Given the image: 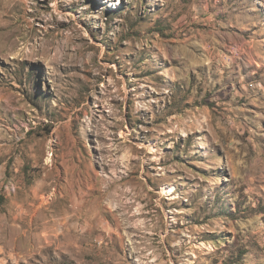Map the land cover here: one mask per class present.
Returning a JSON list of instances; mask_svg holds the SVG:
<instances>
[{
    "label": "rangeland",
    "instance_id": "rangeland-1",
    "mask_svg": "<svg viewBox=\"0 0 264 264\" xmlns=\"http://www.w3.org/2000/svg\"><path fill=\"white\" fill-rule=\"evenodd\" d=\"M0 264H264V0H0Z\"/></svg>",
    "mask_w": 264,
    "mask_h": 264
},
{
    "label": "bare ground",
    "instance_id": "bare-ground-1",
    "mask_svg": "<svg viewBox=\"0 0 264 264\" xmlns=\"http://www.w3.org/2000/svg\"><path fill=\"white\" fill-rule=\"evenodd\" d=\"M169 193H170V190H168V189H163L161 195H162V196H164V195L166 196V195H167V196H170V198H173V199H174L173 195H172V194H169ZM175 198H176V197H175Z\"/></svg>",
    "mask_w": 264,
    "mask_h": 264
}]
</instances>
